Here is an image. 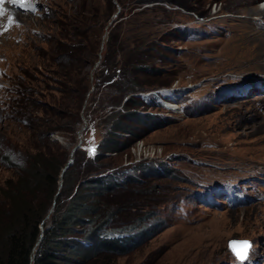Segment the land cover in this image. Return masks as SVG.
I'll use <instances>...</instances> for the list:
<instances>
[{
	"label": "rangeland",
	"instance_id": "obj_1",
	"mask_svg": "<svg viewBox=\"0 0 264 264\" xmlns=\"http://www.w3.org/2000/svg\"><path fill=\"white\" fill-rule=\"evenodd\" d=\"M242 2L5 0L0 6V152L23 166L28 153L48 154L71 171L72 187L105 174L122 182L118 200L134 206L123 219H139L137 231L145 234L130 253L105 264H264V68L227 56L235 32L251 29L260 42L264 26L247 21ZM71 47L77 62L67 54ZM107 53L130 67L119 80L93 86ZM87 87L77 111L78 93ZM20 88L26 93L17 94ZM132 98L143 102L131 111L144 121L128 120V133L114 132L107 117ZM19 101L29 108L17 107ZM109 134L118 152L105 153L104 171L94 175L88 159ZM0 161L2 200L6 181L21 169ZM62 186L60 176L57 199L50 192L37 196L47 219L58 199L65 209ZM233 240L251 243L247 260L231 252Z\"/></svg>",
	"mask_w": 264,
	"mask_h": 264
},
{
	"label": "trees",
	"instance_id": "obj_2",
	"mask_svg": "<svg viewBox=\"0 0 264 264\" xmlns=\"http://www.w3.org/2000/svg\"><path fill=\"white\" fill-rule=\"evenodd\" d=\"M103 18L106 23L108 17ZM114 31L115 28L110 33L109 47H112ZM68 51L67 54L77 62L78 49L71 47ZM118 56L121 58L122 54ZM101 65L92 75L93 86H103L115 77L119 80L126 68L130 67V62L126 58L117 61L115 55L107 53ZM134 83L136 86L139 84ZM138 87V91L144 90ZM89 88H83L78 93L75 110H79ZM21 93L25 94L26 91L20 88L17 94ZM19 102L17 107L23 111L29 108L24 102ZM142 106L140 99L132 98L124 106L123 112L110 113L107 119L111 122V130L128 133V120L143 122L144 116L131 111ZM75 120V123L81 124L79 115ZM117 143L116 136L109 134V138L97 147L96 155L88 159L91 165L88 172L102 174V162L107 159L104 154L117 153L114 148ZM0 155L7 160L10 168L21 169L17 177L6 181L1 192L0 264H105L130 253L143 239L145 232L137 231L139 219H123L124 215L129 214L126 211L134 209V206H131L130 200H118V191L123 184L113 174L90 177L72 187L73 174L67 169L63 175L65 186H62L60 193V197L63 195L66 198L63 202L65 209H62L61 200L58 199V208L47 219L49 210L42 209L37 196L50 192L57 199L63 165L56 164L50 155L41 151L26 154L25 166L17 164L18 160L6 151H1ZM98 163L101 165L95 167Z\"/></svg>",
	"mask_w": 264,
	"mask_h": 264
},
{
	"label": "bare ground",
	"instance_id": "obj_3",
	"mask_svg": "<svg viewBox=\"0 0 264 264\" xmlns=\"http://www.w3.org/2000/svg\"><path fill=\"white\" fill-rule=\"evenodd\" d=\"M259 1H262L261 7L254 6V4ZM242 4L246 5L247 21H250V23L253 21V24L264 26V0H244ZM254 14L257 16H254ZM227 45V56L230 59L232 58L239 63H241L242 60H245L243 62L250 61V68H264V63L260 62V64L258 63L259 60L256 61L257 56H259V54L262 55L260 52L264 51V39L262 38L259 42L258 38L253 35L251 29L249 31H243L240 29V31L235 32Z\"/></svg>",
	"mask_w": 264,
	"mask_h": 264
},
{
	"label": "snow or ice",
	"instance_id": "obj_4",
	"mask_svg": "<svg viewBox=\"0 0 264 264\" xmlns=\"http://www.w3.org/2000/svg\"><path fill=\"white\" fill-rule=\"evenodd\" d=\"M5 0H0V6L4 4ZM12 4H22L27 2V0H10ZM3 16V9L0 7V17ZM9 24L12 23L11 18L8 21ZM231 252L235 255V257L243 262L248 259V252L251 247L250 242H231L230 245Z\"/></svg>",
	"mask_w": 264,
	"mask_h": 264
},
{
	"label": "water",
	"instance_id": "obj_5",
	"mask_svg": "<svg viewBox=\"0 0 264 264\" xmlns=\"http://www.w3.org/2000/svg\"><path fill=\"white\" fill-rule=\"evenodd\" d=\"M66 169H67V167H65L64 170L62 171L61 178L63 177L64 172L66 171ZM41 238H42V236H41ZM231 242H249V241H248V240H242V241L233 240V241H231ZM231 242H230V243H231ZM250 244H251V243H250ZM249 250H250V249H249ZM248 255H249V252H248Z\"/></svg>",
	"mask_w": 264,
	"mask_h": 264
}]
</instances>
